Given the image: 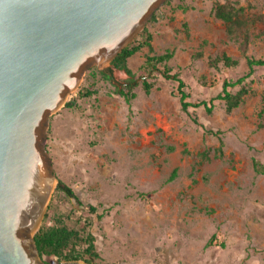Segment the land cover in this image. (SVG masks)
Instances as JSON below:
<instances>
[{
  "label": "rangeland",
  "instance_id": "1",
  "mask_svg": "<svg viewBox=\"0 0 264 264\" xmlns=\"http://www.w3.org/2000/svg\"><path fill=\"white\" fill-rule=\"evenodd\" d=\"M166 1L138 31L150 34L149 47L129 56L124 67L91 65L48 116L44 148L54 184L44 210L47 225L91 217L89 262L76 260L85 264H264V175L252 168V158L264 164V113L257 115L264 68L255 67L241 83L247 92L230 112L217 100L210 113L197 108L201 126L180 111L173 83L160 75L145 93L139 69L147 54L171 50L168 65L186 83L188 100H208L223 79L248 70L239 40L227 36L212 7L229 2L241 9L249 19L246 55L264 59V26L254 20L264 15V0ZM221 54L237 65L212 67L209 60ZM132 80L134 98L126 102L113 93ZM86 85L97 93L78 96ZM89 206L96 212L89 214Z\"/></svg>",
  "mask_w": 264,
  "mask_h": 264
},
{
  "label": "water",
  "instance_id": "2",
  "mask_svg": "<svg viewBox=\"0 0 264 264\" xmlns=\"http://www.w3.org/2000/svg\"><path fill=\"white\" fill-rule=\"evenodd\" d=\"M164 1L0 0V264H45L33 234L53 184L47 118Z\"/></svg>",
  "mask_w": 264,
  "mask_h": 264
},
{
  "label": "trees",
  "instance_id": "3",
  "mask_svg": "<svg viewBox=\"0 0 264 264\" xmlns=\"http://www.w3.org/2000/svg\"><path fill=\"white\" fill-rule=\"evenodd\" d=\"M167 2V1H165ZM212 12L216 18L223 21L226 28L227 36L230 39H237L238 49L241 55L245 59L248 70L236 79H223L221 83V90L214 96L209 97L208 100H198L195 102L189 101V92L187 91V85L177 72H172V68L168 65V61L172 58L173 52L166 50L160 54H147L139 67L142 75L140 84L141 89L145 93H149L155 84V77L160 75L165 80L173 83L175 92L177 94L179 109L184 113L190 121L194 124L200 125L196 109L202 107L206 113H210L215 106L214 101H221L226 112H230L236 108L242 101V97L246 94L247 90L241 83L249 77L254 71L255 67L264 68V59L255 58L246 55L248 35L243 32V27L247 24L249 19L242 13L241 9L236 8L229 2L215 3L212 7ZM254 20L260 22L264 26V15H257ZM243 25V26H242ZM150 34L143 28L136 37L124 46L111 60L110 62L116 67H124L126 59L140 50L143 46H150L149 43ZM209 64L212 67H216L217 64H221L223 67L230 68L237 65V60L229 55L221 54L215 56L209 60ZM137 85L135 80L130 81L125 86L116 88L113 93L123 97L126 102L135 97L133 87ZM241 85L236 91H232V87ZM97 93V89L89 86H83L78 91L80 97H90ZM70 103V102H69ZM67 103V104H69ZM264 113V92L262 96V105L257 113L258 117ZM201 126V125H200ZM204 132L218 135V131H213L208 128H204ZM252 168L256 174L264 175V164L256 158H252ZM174 172L168 177L167 181L174 177ZM58 189L64 192L66 195H72L71 190L57 183ZM89 214L96 212V208L89 206ZM48 213H44L45 219L42 224L33 234L34 244L40 257L52 256L57 260L76 261L83 259L85 262H89V259L84 256L93 249L92 235L88 231L90 226L91 217L79 215L75 218L72 225L69 226L62 223L60 219H54L52 224L47 225ZM48 216V217H47ZM88 219V220H87Z\"/></svg>",
  "mask_w": 264,
  "mask_h": 264
},
{
  "label": "bare ground",
  "instance_id": "4",
  "mask_svg": "<svg viewBox=\"0 0 264 264\" xmlns=\"http://www.w3.org/2000/svg\"><path fill=\"white\" fill-rule=\"evenodd\" d=\"M53 184H54V181H53ZM53 184H52V187H53ZM52 187H51V188H52Z\"/></svg>",
  "mask_w": 264,
  "mask_h": 264
}]
</instances>
